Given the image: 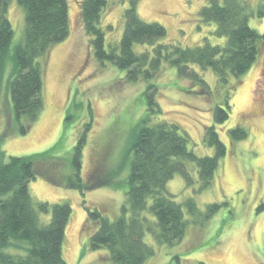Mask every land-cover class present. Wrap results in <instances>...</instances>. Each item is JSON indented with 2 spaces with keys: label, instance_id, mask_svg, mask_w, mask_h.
<instances>
[{
  "label": "rangeland",
  "instance_id": "1",
  "mask_svg": "<svg viewBox=\"0 0 264 264\" xmlns=\"http://www.w3.org/2000/svg\"><path fill=\"white\" fill-rule=\"evenodd\" d=\"M82 1L68 0L69 36L43 59L45 106L25 135L19 131L21 124L14 121L9 86L17 49L24 43L26 21L22 7L15 0L10 5L14 37L0 72V146L7 161L11 156L41 154L59 143L52 155L35 161L37 174L29 185L30 194L36 202L70 204L72 214L63 244L67 264H113L106 248H90L95 229L87 227V208L99 209L111 220L120 215L129 190L133 158L129 149L136 123L148 117L151 124H177L189 137L195 155L213 156L214 149L204 142L205 131L214 124V109L223 103L230 85L226 89L212 70H198L210 87L209 94L201 84L181 78L175 67L166 65L156 76L161 114L151 115L145 104L147 84L130 83L124 70L95 59L81 18ZM250 1L254 11L264 8V0ZM205 5L206 0H139L137 10L145 22L166 28L164 43L196 47L207 40L223 46L226 39L215 36L214 25L200 19ZM128 6V1L111 0L101 25L108 48L121 40ZM249 25L264 33V17H250ZM143 49L135 46L138 53ZM236 82L229 120L216 126L227 154L213 184L201 190L196 165L185 161L190 179L177 174L166 185L180 204L193 198L199 213L192 215L184 207L188 220L184 238L173 245L155 244V254L145 264H264V44L252 68L240 81L232 78L231 85ZM237 125L244 126L249 135L231 142L229 130ZM83 134L82 181L89 185L85 195L69 185L74 180V150ZM214 204L219 208L208 216ZM49 221L50 215L41 216L42 224Z\"/></svg>",
  "mask_w": 264,
  "mask_h": 264
},
{
  "label": "trees",
  "instance_id": "2",
  "mask_svg": "<svg viewBox=\"0 0 264 264\" xmlns=\"http://www.w3.org/2000/svg\"><path fill=\"white\" fill-rule=\"evenodd\" d=\"M13 1L0 0V72L14 37L9 19ZM15 1L24 10L26 28L24 43L15 55L16 69L9 88L14 121L21 124L19 131L25 135L44 110L43 59L53 46L69 36V5L68 0ZM127 1L129 6L123 13L125 28L121 40L110 48L101 25L111 0H83L81 18L91 38L95 59L124 70L130 83L144 81L147 84L145 104L149 105L151 115L161 114L156 101L159 89L156 76L166 65L175 67L181 78L201 84L209 94L210 87L198 70H212L226 89L230 85L223 103L214 109V124L205 131L204 142L214 149L213 156L195 155L190 149L189 137L181 133L177 124L166 121L151 124L148 117L141 119L136 123L129 149L133 153L129 190L120 215L111 220L99 209L87 208V227L95 229L90 237L91 250L106 248L113 264H145L154 256L155 244L173 245L184 238L188 226L184 207L192 215L199 213L193 198L180 204L166 189L167 183L177 174L190 179L185 161L196 165L201 190L214 182L220 161L227 154L216 126L229 120L230 103L238 83L231 85L232 78L240 81L260 57L264 33L251 28L249 19L264 17V8L254 11L250 0H206L200 19L214 25V35L225 38V45H212L206 40L196 47H187L164 43L166 28L140 18L139 0H117V3ZM136 45L144 46L141 53L136 52ZM229 134L230 141L236 142L245 140L249 132L237 125ZM85 141L83 134L72 160L74 180L69 182L82 195L89 187L82 181ZM58 144L41 154L11 156L7 161L6 152L0 146V264H67L63 244L72 214L70 204L36 202L29 190L30 183L36 179L35 161L52 155ZM218 208L219 205H212L208 216ZM42 215H50L47 224L41 223Z\"/></svg>",
  "mask_w": 264,
  "mask_h": 264
}]
</instances>
